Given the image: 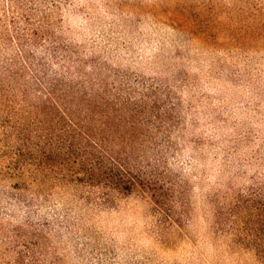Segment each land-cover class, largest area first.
<instances>
[{"label": "rangeland", "instance_id": "rangeland-1", "mask_svg": "<svg viewBox=\"0 0 264 264\" xmlns=\"http://www.w3.org/2000/svg\"><path fill=\"white\" fill-rule=\"evenodd\" d=\"M57 1L88 65L177 107L171 184L24 190L11 161L33 148L36 113L3 98L0 264H264V0Z\"/></svg>", "mask_w": 264, "mask_h": 264}, {"label": "trees", "instance_id": "trees-1", "mask_svg": "<svg viewBox=\"0 0 264 264\" xmlns=\"http://www.w3.org/2000/svg\"><path fill=\"white\" fill-rule=\"evenodd\" d=\"M58 5L0 0V105L7 98L36 113L37 140L15 154L13 178L24 190L80 185L111 198L144 187L155 195L171 184L180 112L128 76L88 65L62 36Z\"/></svg>", "mask_w": 264, "mask_h": 264}]
</instances>
